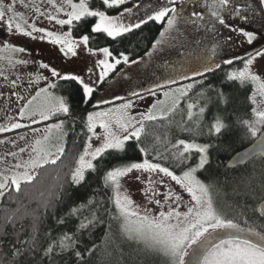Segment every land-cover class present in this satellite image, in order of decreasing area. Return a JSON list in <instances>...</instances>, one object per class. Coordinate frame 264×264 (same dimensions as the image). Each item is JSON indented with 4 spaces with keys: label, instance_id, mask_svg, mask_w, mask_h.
I'll return each instance as SVG.
<instances>
[{
    "label": "snow or ice",
    "instance_id": "snow-or-ice-1",
    "mask_svg": "<svg viewBox=\"0 0 264 264\" xmlns=\"http://www.w3.org/2000/svg\"><path fill=\"white\" fill-rule=\"evenodd\" d=\"M21 4L24 8L30 9L32 15L46 16L49 22L55 21L56 24L61 26H68V31L54 32L48 31L43 27H37L35 21L25 18L24 14L15 10L17 3ZM49 6L54 9L55 14L52 12H41L40 7L35 3H26L25 0H0V22L7 25L8 31H15L24 36L31 37L32 39L39 38L44 40L48 38L52 45H59V52L65 57L77 55V49L83 46L89 53L95 55L97 52L103 53L104 59L97 61L96 66L101 67L102 71L99 74L98 80L102 81L112 71L116 65L121 63L136 64V60H129V57L123 52L119 53V58L113 57L112 51L108 47L92 48L89 47L90 35H80L79 39L73 37L74 23L78 24L79 30L84 31L83 25L87 20L95 19V23L91 25L90 32L93 34H106L107 37L116 38L124 33H129L133 29L141 28V25L147 24L149 21L161 22L166 21L164 31L160 32V39H157L153 44V48L162 45L166 42L169 30L176 27L178 23H184L192 26H203L211 31H217V23L220 26L230 27L226 23L228 15L239 16L243 20L255 18L257 12L264 15V0H254L253 4L246 5L248 14L241 11V7L233 3V0H204V7L207 8V19L205 14L198 10L200 0H181L179 7L176 0H156L155 6L149 8V12L145 13L146 18L140 17L136 23H124L125 14H132L133 8L124 7L123 12L118 15H108L106 11L99 9L93 10L90 8L88 0H79L78 3L73 0H61L58 4L57 0H47ZM103 5L108 9H114L117 6L124 5L125 0H102ZM193 5L185 15L186 7L188 4ZM134 7H139L134 5ZM64 13L66 18H58V14ZM203 22V24H201ZM240 34L246 39L248 44H252L257 39V34L254 31H246L243 27L231 29ZM34 33H41L39 37L34 36ZM228 39H231L229 37ZM12 53H23L26 51L23 47H16L7 42L4 43L3 49ZM112 57V61H109ZM264 58V49L256 50L254 53H249L245 57L236 56L233 59L224 60L223 63L231 65L233 60L242 61L243 67L233 69L226 74L229 81H239L241 85L251 83L253 91L249 96L251 104V119H243L240 123L247 128L252 136H257L259 133L260 139L254 145V149H258L264 154V70L257 73L253 71L254 62L256 59ZM9 63L14 67L15 64H28L27 59L13 61L11 57L8 58ZM220 68V64L215 65ZM39 69L48 70L50 76L58 80L68 83H76L82 87V96L84 102L87 103V98L93 94V86L91 76L88 81L81 75L74 73H67L62 75L56 67H50L49 63H39ZM205 72H211V67H205ZM91 74L92 68L88 69ZM4 73L0 71V76ZM194 75H203V73L195 72ZM40 79L48 80V76H44L38 72L36 75L37 82ZM173 82L174 81H170ZM11 84L15 85L16 80H12ZM57 85L49 83L46 88H41L36 92L35 96L27 101L19 109L21 117L26 114L35 116L37 113L42 120H48L58 113H70V104L63 96H56L48 91L49 88H55ZM193 87L188 84L181 89H177L180 96ZM154 94V93H152ZM133 96L138 93L133 92ZM168 95V93H165ZM223 97V93H219ZM24 99L23 97H18ZM35 102V103H34ZM132 106V101L129 100L123 103L118 109H109L101 112H89L87 114L86 127L90 136L84 146L83 152L76 160V166L70 172V182L75 185L82 184L85 179V173L88 170L96 171L98 162L102 160L109 150L124 151L127 141L135 139L138 143L141 135L144 132V123L146 120H155L157 117L152 114L150 110L147 114H141V119L136 120L128 114V109ZM194 104L188 105V117L193 116L192 109ZM155 108V105H153ZM205 109L201 107L199 112L203 114ZM118 113V115H113ZM115 120V125L119 131L113 130L112 121ZM36 121L33 119V123ZM97 122L99 127L104 130L102 135H98L95 131ZM64 121L48 125L45 128V135L40 139H36L30 145L28 159H20L13 165H10L4 170H0V198H4L6 194H10L11 190L19 193L21 191L22 183H31L36 178L37 170L43 166L51 163L55 164L59 160L65 149L63 145L55 146L56 151L53 153L49 145L50 135L53 129L61 131ZM19 122L10 124V127L0 126V132L9 131L10 129L21 128ZM229 125L224 122L220 116L215 118V122L210 126L209 131L217 134H224L228 131ZM39 129H33V132H39ZM96 137L97 140L102 141L99 146L93 147L92 138ZM23 139V137H21ZM182 146V150L178 151L175 155L179 159L180 164L187 165L190 160L192 150L198 154V162L195 166H187L180 175L170 171L168 167L162 166L160 163H153L145 158L142 162H131L120 166L112 167L103 175V183L105 188H110L113 192L111 199L114 202L115 208L118 212L117 218H123L121 225L123 231L130 239H134L144 244L145 249L162 253L168 258V264H264V234L254 232L252 229H239V225L230 219L222 218L215 208L213 207L212 199L209 195V185L204 183L197 177L198 170L205 169L206 165L210 163L209 144H199L194 142H186L185 140H178L173 147ZM25 147L19 149V153L26 152ZM139 151L147 154V149L140 147ZM251 153L244 152L240 155L239 160L247 159ZM13 157L18 154L16 152L8 153ZM2 159V158H0ZM137 172H158L163 173L165 176L170 177L172 181L180 185L191 196V206L187 207V211H178L179 201L182 200L180 195H176L172 191L164 194V201L167 202L172 199V203L168 204V210L164 211V204L160 199H156L158 192L154 189V181L148 178L143 181L141 175H132ZM124 178H132L136 181L146 183L148 186L144 189L145 197L149 203H155L160 206L158 216L145 214L140 215L136 210L133 200L127 193V189L123 188L122 180ZM163 183V180L160 181ZM93 201L89 200L87 204H81L71 209L70 215L80 217L79 224L76 230L69 233L61 234L57 239H53L44 250V254L49 257H54L57 253H68L76 258V264H86L84 254L79 249L80 235L86 230L94 227L99 220L94 210L89 211L88 215H83V210L90 208ZM175 205V206H173ZM147 209L145 212L147 213ZM12 220L8 217L5 223ZM63 223V220L59 221ZM217 229H237L239 231H247L252 233L257 239H250L247 236L228 235L225 239H219L218 242L213 243L209 240L211 233ZM211 230V231H210ZM36 225L33 224V235L28 241H19V243H28L30 248L36 245ZM78 233L80 235H78ZM2 242V241H0ZM96 247L95 244L92 248H87L89 254L92 253ZM191 250V251H190ZM17 255H23L20 248H14L13 258ZM186 257H190L186 261ZM10 264H15L14 259Z\"/></svg>",
    "mask_w": 264,
    "mask_h": 264
},
{
    "label": "trees",
    "instance_id": "trees-1",
    "mask_svg": "<svg viewBox=\"0 0 264 264\" xmlns=\"http://www.w3.org/2000/svg\"><path fill=\"white\" fill-rule=\"evenodd\" d=\"M131 3L132 0L125 1L124 5L114 9L100 4L107 12L117 13ZM94 23L95 19H88L83 25L84 31H80V26L74 24L73 36L89 34V46L108 47L115 58H119V53L123 52L130 61L142 56L149 57L155 49L153 44L159 39L160 32L164 31L163 21H149L139 29L111 38L106 34L91 33L90 28ZM259 43L261 45H254L252 49L263 46L264 40ZM122 64L124 62L121 60L116 69H121ZM162 64L161 61L160 66ZM218 64L220 68H216V64L211 65V72H206L202 79L194 81L190 92L172 106L173 111L157 116L155 120H145L139 143L135 139L129 140L124 151L109 150L102 160L94 162L98 164L97 170L86 171V179L80 185L70 182V172L76 166V160L88 140L87 112L92 108L94 95L87 98L85 103L81 86L57 79L70 104V113H58L60 118L67 120V138L62 143L65 152L55 164L49 163L38 169L33 182L22 183L19 193L11 190L10 194L0 198V264H10L13 259L15 264H76V258L68 253H57L54 257H49L44 254V250L61 234L76 230L80 217L71 216V209L87 204L89 200L93 201V205L84 209L83 215L94 210L102 223L98 222L82 235L78 233L79 249L84 254L86 264H168V258L162 253L145 249L142 242L130 239L123 231V218H117L118 212L111 199L113 192L110 188H105L103 175L112 167L141 162L144 158L160 163L180 175L187 166H195L199 157L193 149L192 158L187 161V165L180 164L175 154L182 150V146L173 147L178 140L211 145L210 163L205 169L198 170L197 177L207 182L213 190L217 213L241 228L264 234V205L261 215L257 210L258 202L264 199V156L256 155L247 163L234 167L226 165L233 153L256 138L240 123L243 119L252 118L253 105L249 96L254 86L251 83L241 85L239 81H229L226 78L229 69L242 68L241 61L233 60L231 65L223 61ZM178 78H181V73L175 64L162 73L157 71L147 79L142 78L141 83H135L125 97H134L133 92L140 95L172 85L173 82L170 81ZM163 82L166 83L163 85ZM104 84L105 82L102 83ZM197 90H204L205 93ZM219 93H223V97ZM190 103L195 105L191 118L188 117ZM201 107L205 111L197 119L196 112ZM36 115L33 118L36 122L33 123V119H30L22 124L23 128L39 123L40 115ZM217 116L222 117L229 125L224 134L209 131ZM19 129L21 128L3 133L2 136L16 133ZM26 132L28 135V131ZM140 147L147 149V154L140 152ZM8 217H12V220L5 223ZM61 220L62 224L59 223ZM33 224L36 225L37 239L35 247L30 248L28 243L21 244L19 241L31 238ZM93 244L96 247L89 254L86 249L92 248ZM14 248H20L23 255L13 258Z\"/></svg>",
    "mask_w": 264,
    "mask_h": 264
},
{
    "label": "rangeland",
    "instance_id": "rangeland-1",
    "mask_svg": "<svg viewBox=\"0 0 264 264\" xmlns=\"http://www.w3.org/2000/svg\"><path fill=\"white\" fill-rule=\"evenodd\" d=\"M25 2L35 3L40 7L41 12L47 11L55 14L54 9L48 5L47 0H25ZM60 2L61 0H57L58 4ZM73 2L78 3L79 0H73ZM176 2L177 6L179 7L181 0H176ZM88 3L90 8L93 10L99 9L101 11H106L105 8L101 7V4L103 5L102 0H88ZM155 3L156 0H132V3L128 6L129 8H133V12L132 14H125L124 23H136L140 17L146 18L145 13L150 14L149 8L151 6H155ZM233 3L243 8V13L247 14L248 10L246 5L253 4L255 6L254 0H233ZM134 5H138L139 7H134ZM15 10L24 14L25 18H27L26 14H30L32 11L30 9L24 8L21 4H19V2L17 3ZM188 11L189 10H186L185 15L188 14ZM120 12H123V9L117 13H109L106 11V14L118 15ZM203 13L207 19V14L205 12ZM58 18H66V16L64 13H60L58 14ZM250 20L252 22L250 24H246L244 29L246 31H254L258 36L260 31H264V15L259 14L258 11L255 18ZM32 21H35L37 27H43L48 31L57 32V27L60 28V25L56 24L55 21L49 22L46 19V16L34 15ZM163 23L165 28L166 21H163ZM201 24H203V22H201ZM229 25L230 27H221L217 23V31H211L203 26L198 27L185 24L184 29H180L178 26H176L174 29L169 30L166 42L157 46L152 51V53H150L149 57L142 56L136 58V64L124 63L119 70H117L115 67L102 81L98 80L102 68L97 67L96 63L98 60L105 58L103 53L97 52L95 55H93L81 45V47L77 49L76 56L69 55L65 57L59 52L60 46L52 45L48 38L40 40L39 38L32 39L31 37L27 36H24L23 39L20 37L21 40L28 43L30 49L28 50L25 47L26 51L23 53H12L7 50L0 51V71H2L4 75H7V73L11 74L9 72L15 71L16 74L23 78V82H28L30 80L37 81L36 75L38 72H40V70H42L38 68L39 63H45L49 58H51V60L53 59L59 62L60 66L57 68V70L60 71L62 75L67 73L78 74L83 76L86 82H89L88 77L91 76V82L95 92L92 94L94 95L92 108L88 110L87 114L89 112H101L107 111L109 109H118L123 103L131 100L132 106L127 111L128 114L134 117L136 120H140L141 114H147L150 110L152 111V114L157 117L174 110L172 109V106H174L182 97L180 96L179 92L176 91L177 89H181L188 84L193 85L195 80L197 81L202 79L201 77L206 73L204 71L201 72L204 73L203 75H194L197 69L195 68L194 70H189V66L185 65L184 63L191 62L193 59L197 63L202 62V60L205 58H211V56L219 54L222 55L221 57H223L228 55L227 53L229 51L231 52V55L227 59H232L236 56H247L249 53H254L256 50L264 49V45L260 48L252 49L254 45H261V43H259V38L254 40L252 44H248L245 38H243L237 32L231 30L233 27L239 28L241 26L233 21H231ZM0 26H6V23L0 22ZM65 27H67L66 31H68V26ZM40 35L42 34L34 33V36L36 37H39ZM229 37H231V39H228ZM2 47L3 46L0 44V49H3ZM9 57H11L13 61L27 59L30 61V63H17L13 67L12 64L9 63ZM108 59L110 62H113L112 57H109ZM162 60H165L166 63L165 65L162 64L163 66H160ZM175 64H177L180 73H183L184 76L173 80L174 83L172 85L151 90L134 97H125L127 92L135 83H141L142 78L147 79L148 77L153 76L157 71L162 73L165 70L172 68ZM241 65L243 67L242 61ZM89 68L93 69L91 74L88 72ZM200 68L202 69L203 66H200ZM262 70H264V58L258 57L254 62L253 71L259 73ZM229 71H232V69H229ZM4 75L0 76V80H2L1 78H3ZM43 81L44 79H40L38 82L42 83ZM103 82H105L104 85H102ZM50 83H54L57 86L55 88H49L48 91L56 96L64 97L62 93L63 91L60 87L61 83L57 80V78L53 77ZM165 83L166 82H163L162 84L164 85ZM190 90L191 89H189L185 95H187ZM199 92L205 93L204 90ZM165 93H168V95H165ZM153 105H155V108H153ZM113 115H118V113H114ZM201 117L202 114L197 111L196 118L200 119ZM61 120L64 121L62 130L58 131L53 129L49 139V145L52 146L51 151L55 153V146L62 145V143L67 138V120L60 118L58 114L56 116L50 117L48 120L41 119V121H38L39 123H36L35 125L24 128L22 126L21 129L16 131V133H9L7 136H0V158H2L0 159V170H4L10 165L15 164L17 160L28 159L30 145L33 144L36 139H40L43 135H45L44 130L48 125L59 123ZM112 124L113 130L119 131L115 125V120L112 121ZM33 129H39L40 131L33 132ZM25 131H28L29 134L27 135V132L25 133ZM95 131L98 135H102L104 132V130L99 127L98 122ZM30 135L35 137L31 138ZM90 135L91 133H88V136ZM21 137H23V139H21ZM101 142L102 141L97 140L96 137L92 138L93 147L99 146ZM21 147H25L28 150H26L25 153H19V149ZM11 152H16L18 155L16 157L8 155V153ZM132 175H141L143 181H146L148 178H151L154 181L153 187L158 192L156 199H160L164 204V211H167L168 204L172 203V199L167 202L164 201V194L169 191H172L176 195H180L182 197V200L178 202V211H187V207L191 206V203H194L191 201V196L189 193H187L180 185L176 184L175 181H172L170 177L165 176L163 173L137 172L130 174V177ZM161 180H163V183H160ZM203 182L208 184L205 181ZM122 184L123 188L127 189V193L130 195L134 205L136 206V210L139 211L141 216L145 214L152 216L159 215V211L161 210L160 206L156 205L154 202L149 203L145 197L144 189L148 186L146 183L136 181L132 178H124L122 180ZM209 195L212 199L213 207L215 208V195L210 185ZM145 209L148 210L147 213L145 212Z\"/></svg>",
    "mask_w": 264,
    "mask_h": 264
},
{
    "label": "flooded vegetation",
    "instance_id": "flooded-vegetation-1",
    "mask_svg": "<svg viewBox=\"0 0 264 264\" xmlns=\"http://www.w3.org/2000/svg\"><path fill=\"white\" fill-rule=\"evenodd\" d=\"M6 2H9V0H6ZM191 7H193V5H191L190 3L187 5L186 10H190ZM198 10L207 13V8L204 7V1H200L199 4V8ZM241 11L243 13V8H241ZM186 12V11H185ZM185 14V13H184ZM247 14V13H244ZM27 19L30 20V22L32 21L34 15H32L31 13H27L26 14ZM233 21L235 23H238L241 27H245L246 24H250L252 21L249 20H243L241 19L239 16H235V15H228L226 23L230 24V22ZM76 24V23H74ZM176 26H178L180 29H184L185 28V24L184 23H178ZM73 27V26H72ZM224 27V26H221ZM58 28L57 32H64L67 30V27L65 26H61L60 28ZM63 30V31H62ZM196 36V35H195ZM24 35L20 34V33H16L15 31L9 32L7 25L6 26H0V44L3 46L5 42L12 44L16 47H23V48H27L28 50L30 49V46L28 45V43L24 42L23 40ZM74 38H79V37H75ZM259 38V41L261 42L262 40H264V31H260V33H258L257 39ZM3 48V47H2ZM226 54V53H225ZM228 55H225L223 57H221L222 55H214L211 56V58H205L202 60V62H195V60H191V62L188 63H184L185 65L189 66V70H194L195 68L197 69L195 72H204L205 67H211V65H214L218 62H222L224 60H227L228 57H230L231 52L229 51L227 53ZM163 64L166 63L165 60H162ZM45 63H49L50 67H56L59 68V62L56 60H51V58H49ZM200 66H203V68L201 69ZM11 74L4 75L3 78H1L2 80H0V126L3 127H10L11 123L14 122H19L21 125L24 124L25 122H28L30 119L36 118L37 115L30 116L28 114H26L25 116L21 117L19 115V109L27 103V101L29 99L32 98V96L36 95V92L42 87V88H46L47 85L51 82V80L53 79V77L50 76V72L48 70H40V73H42L44 76H48L49 79L48 80H44L42 83L34 81V80H30L28 82H23V78L21 76H19L18 74H16L15 71L9 72ZM18 77H17V76ZM184 76L183 73H181V77ZM12 80H16V84L13 85L11 84ZM22 82V84H21ZM18 97H23L24 99H19ZM35 103V102H34ZM11 130H15V129H10L9 131L11 132ZM9 131H5V132H0V136H2L3 133H8Z\"/></svg>",
    "mask_w": 264,
    "mask_h": 264
},
{
    "label": "water",
    "instance_id": "water-1",
    "mask_svg": "<svg viewBox=\"0 0 264 264\" xmlns=\"http://www.w3.org/2000/svg\"><path fill=\"white\" fill-rule=\"evenodd\" d=\"M260 139V135L258 134L256 138L248 145L244 146L242 149L236 151L233 153L226 161V165L229 167H234L239 164H245L247 163L251 158H253L256 155L264 156L258 149H254V145L257 144L258 140ZM244 152H250L251 154L247 159H244L243 161L239 160V157ZM264 205V199L260 200L257 205V210L259 214H262V207ZM239 229H245L239 227ZM246 230V229H245ZM211 231V230H210ZM228 235H240V236H247L250 239H257V237L253 236L252 233L247 231H239L237 229H217L216 231L211 233V236L209 237V240L213 243L218 242L219 239H225ZM191 251V250H190ZM190 257H186V261Z\"/></svg>",
    "mask_w": 264,
    "mask_h": 264
}]
</instances>
